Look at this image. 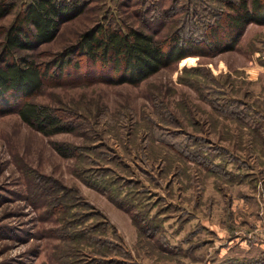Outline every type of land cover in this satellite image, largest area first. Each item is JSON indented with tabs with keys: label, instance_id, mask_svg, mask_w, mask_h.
Listing matches in <instances>:
<instances>
[{
	"label": "rangeland",
	"instance_id": "1",
	"mask_svg": "<svg viewBox=\"0 0 264 264\" xmlns=\"http://www.w3.org/2000/svg\"><path fill=\"white\" fill-rule=\"evenodd\" d=\"M0 1L13 5L0 18L1 51L25 0ZM88 1L20 52L55 63L98 21L150 24L139 15L147 0ZM149 1L165 46L214 3ZM261 40L264 26L251 23L237 50L191 53L138 84L112 82L113 67L75 51L32 96L73 125L52 135L0 104V264H264V67L252 55Z\"/></svg>",
	"mask_w": 264,
	"mask_h": 264
},
{
	"label": "trees",
	"instance_id": "2",
	"mask_svg": "<svg viewBox=\"0 0 264 264\" xmlns=\"http://www.w3.org/2000/svg\"><path fill=\"white\" fill-rule=\"evenodd\" d=\"M212 5L204 2L209 14L199 17L198 28L189 31L174 28L166 41L158 37L159 31L147 16L154 7L147 0L143 21L147 28L136 26L129 21L119 23L112 18L81 32L76 43L60 54L55 63L52 60L38 61L31 52L23 49L35 48L52 39L61 23L82 13L88 0H25L16 19L2 29L3 41L0 51V104L2 113L18 112L30 126L45 135H52L72 129L71 122L51 105L37 102L32 96L38 92L45 77L50 75L54 65L60 69L70 62L75 51H80L94 63L103 67H113L112 82L138 84L160 68L169 65L191 53L213 54L235 48L248 23H264V0H212ZM218 2L222 4L218 5ZM142 3V2H141ZM13 5L0 1V18L11 11ZM173 6L159 9L163 17L171 18ZM197 17V10H194ZM154 18V16H153ZM166 23V22H165ZM240 107L243 101L237 99ZM230 105V104H229ZM227 105V106H229ZM239 105L229 106L225 111L241 113ZM16 106L15 108H13ZM59 151L69 154L65 146L59 144ZM213 165V164H212ZM225 264L243 263L227 259ZM259 264V263H256Z\"/></svg>",
	"mask_w": 264,
	"mask_h": 264
},
{
	"label": "crops",
	"instance_id": "3",
	"mask_svg": "<svg viewBox=\"0 0 264 264\" xmlns=\"http://www.w3.org/2000/svg\"><path fill=\"white\" fill-rule=\"evenodd\" d=\"M253 24V23H255V24H257V25H262V26H264V23H259V22H255V21H252V22H250V23H248V25L246 26V28H245V31H244V33H243V35L241 36V39L239 40V42H238V44H237V46L235 47V48H231V49H228V50H237L238 49V47L240 46L239 44H241V42H242V39H243V37H244V34H245V32H246V30H247V28L248 27H250V24ZM258 37V36H257ZM257 37H255L253 40H254V42L257 40ZM259 38V37H258ZM262 41V46H260L259 44H254V49H255V52L253 53L252 52V55H253V57H255V62H256V65H262V67H264V64H262V63H260V61H259V59L261 60V57L262 56H264V40H261ZM228 50H224V51H228ZM223 52V51H222Z\"/></svg>",
	"mask_w": 264,
	"mask_h": 264
}]
</instances>
